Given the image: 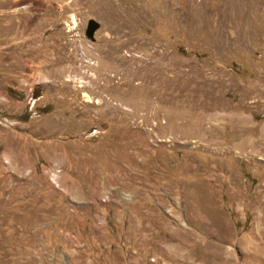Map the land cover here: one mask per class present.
<instances>
[{
    "label": "rangeland",
    "instance_id": "obj_1",
    "mask_svg": "<svg viewBox=\"0 0 264 264\" xmlns=\"http://www.w3.org/2000/svg\"><path fill=\"white\" fill-rule=\"evenodd\" d=\"M0 264H264V0H0Z\"/></svg>",
    "mask_w": 264,
    "mask_h": 264
},
{
    "label": "water",
    "instance_id": "obj_2",
    "mask_svg": "<svg viewBox=\"0 0 264 264\" xmlns=\"http://www.w3.org/2000/svg\"><path fill=\"white\" fill-rule=\"evenodd\" d=\"M99 28H100V24L94 20H91L89 22L88 29H87L88 38H90L91 40H94L95 39L94 35Z\"/></svg>",
    "mask_w": 264,
    "mask_h": 264
}]
</instances>
